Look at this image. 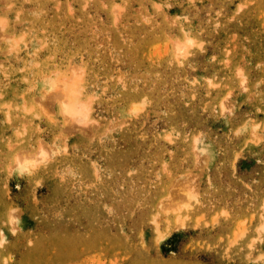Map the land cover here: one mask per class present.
I'll return each mask as SVG.
<instances>
[{"label": "rangeland", "instance_id": "374dc122", "mask_svg": "<svg viewBox=\"0 0 264 264\" xmlns=\"http://www.w3.org/2000/svg\"><path fill=\"white\" fill-rule=\"evenodd\" d=\"M0 264H264V0H0Z\"/></svg>", "mask_w": 264, "mask_h": 264}, {"label": "bare ground", "instance_id": "6f19581e", "mask_svg": "<svg viewBox=\"0 0 264 264\" xmlns=\"http://www.w3.org/2000/svg\"><path fill=\"white\" fill-rule=\"evenodd\" d=\"M74 91L71 89V87L65 88V96L68 99L66 111H68V113H70L71 115H74L78 112V109H77V101L78 100L76 98L77 96L75 95Z\"/></svg>", "mask_w": 264, "mask_h": 264}]
</instances>
